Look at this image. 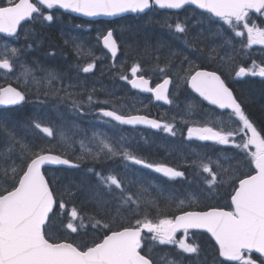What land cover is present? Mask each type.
<instances>
[{
	"label": "snow or ice",
	"instance_id": "obj_1",
	"mask_svg": "<svg viewBox=\"0 0 264 264\" xmlns=\"http://www.w3.org/2000/svg\"><path fill=\"white\" fill-rule=\"evenodd\" d=\"M186 6L203 10L210 14L209 19L218 18L234 33V37L229 36L223 28L215 33L222 37V43L211 48L207 56L208 60H219L223 70H204L192 61H188L186 68L180 64L173 69L175 53H170L162 66L157 49L151 70L160 74L162 82L152 86L151 78L143 74L139 61L131 68V79L123 73L119 78L131 84L133 89L152 93L156 101L168 105L176 104L179 87L186 84L209 105L230 110L226 114L230 120L234 118L235 128L226 129L222 119L213 116L211 111L202 113L200 120L190 119L200 114L198 105L193 103L185 107L187 118L181 116V123L189 125V141H211L217 145L231 143L239 150L232 156L220 154L213 157L195 153L190 161H184L186 166L208 174L203 183L209 189L225 183L233 184L230 210L216 207L200 210L194 207L200 203L196 194L189 193L180 199L171 193L165 194L157 185L136 176L130 165L151 169L170 180L186 179L185 172L177 166L150 161L138 155L124 137L113 139L106 134L93 133L91 138L85 134V138L76 141L64 129L42 117L30 118L25 131L38 130L47 138L55 136L63 145L56 152L50 144L37 145L26 136H18L14 128L8 127L7 119L0 117V129L7 135L6 145L0 149V264H161V261L183 264V256L166 259L154 249L157 245H174L179 253L191 254L198 260L201 246L195 240L189 241L190 230L209 233L218 245L219 256L230 264H264V133L257 130L224 78L226 75L264 77V65L255 62L250 68L229 70L237 57L247 55L246 49L251 50L254 45L264 46V0H5L0 3V34L16 37L24 22L37 19L53 21L54 13H46V10L63 9L85 17H118L126 13H145L154 8L181 10ZM257 20L261 21L260 24ZM164 23L170 29L174 27V31L186 39V24L179 21L174 26L167 21ZM235 38L242 39L234 43ZM99 39L114 61L120 44L113 31L108 30ZM221 48L228 50L222 54ZM75 50L78 56L84 53L95 57L91 49L85 51L80 45H75ZM23 56V49L5 45L4 54L0 56V70L12 73L14 67L18 68L15 75L18 87L11 84L0 87V106H21L33 91L38 99L43 95L45 100L41 103L54 96L70 101L78 112L85 103L89 106L93 103L95 87L87 94L86 101L80 99V93L71 90L76 85L64 84L62 72L36 62L29 63ZM184 59L188 58L185 56ZM95 67L93 59L80 70L90 73ZM174 79V95L170 97L169 86L173 85ZM100 117L110 118L106 121L109 123L147 125L171 136L177 135L175 116L171 121L162 122L149 119L147 115L102 109ZM237 136L240 137L239 142ZM76 144L79 145V154H75ZM69 150L73 153L71 158ZM87 159H91L94 165L108 161H119L120 164L101 171L94 166L89 167L85 175L90 174L94 182H73L75 190L63 186L64 192L72 197L83 192L86 202L95 208V213L87 217L75 206L65 213L67 205L63 197L55 195L54 185L58 178L49 177L45 166L63 165L79 169L80 162ZM221 160L226 163H221ZM245 167L247 172H244ZM171 207L178 211L172 216L163 214ZM152 211L157 213L155 217L151 216ZM61 215L70 216L66 228L72 233L87 229L86 220L93 228L102 227L107 231L102 239L91 244L64 236L58 238L63 226V221L57 223ZM97 215L108 219H98ZM129 215L134 218V223H120L119 227H113ZM178 233L182 238L177 237ZM145 241L151 243L145 244ZM254 253L259 257L253 258Z\"/></svg>",
	"mask_w": 264,
	"mask_h": 264
},
{
	"label": "trees",
	"instance_id": "obj_2",
	"mask_svg": "<svg viewBox=\"0 0 264 264\" xmlns=\"http://www.w3.org/2000/svg\"><path fill=\"white\" fill-rule=\"evenodd\" d=\"M189 14H194L195 16H203L207 20L215 21L210 16L199 13L194 9H187L181 14H171L167 12H159L154 10L150 13L138 16H130L119 19L114 22H97L94 24H86L81 20L78 21L79 26L75 25L78 30L75 31L73 35L71 30H68V24L66 21L62 23L55 24H43L42 26H36L35 31L37 32L41 43L36 45V50L32 53L34 61L38 64L41 63L44 67L55 68L64 74V84L72 83L76 85L74 92L80 93L82 91H91V88H99L102 85L101 82L105 81L111 88L115 87L117 82L123 83L127 88L128 84L121 82L119 75L121 73L125 75H130L132 66L139 61L143 69V74L151 77L153 80H159L160 74L151 70L155 63L154 56L156 50H159L160 64L163 66L166 59L169 57L170 53H175L172 58V68H177L178 65L183 64L187 67L188 61H192L195 65H198L201 69L206 70H216L222 71L223 67L219 60L212 61L208 60L207 56L213 45H218L217 40H209L205 42V46L199 40L198 28L196 31L192 28L191 18ZM185 16V17H184ZM165 21L170 24H175L179 21L184 24L189 25L188 35L185 38H181L182 34H178L172 29L165 26ZM85 24V25H84ZM109 29L115 32L116 38L120 44L121 53L119 59L114 60L108 57L107 53L104 52L101 46V40L99 39L103 34H105ZM70 33V34H69ZM69 34V35H68ZM198 36H197V35ZM234 37V33H233ZM67 41V43H66ZM77 41V42H76ZM29 41L19 44V48H25ZM75 45H80L85 51L91 49L95 54L94 61H96V71L95 73H84L80 69L83 67V63L91 62L93 58L84 53L79 55V60H77ZM195 45V47H192ZM162 46V47H161ZM227 49L221 48L220 52L223 54ZM247 55H242L237 57L235 63L232 65L231 70H238L239 67L248 68L251 65L252 55L247 51ZM25 52V50H24ZM28 55H30L28 53ZM188 59L185 60L184 57ZM46 58V66L42 60ZM100 58V59H99ZM115 65V66H113ZM225 81L228 85L235 91L238 100L244 107V110L248 117L253 121L254 125L257 127L258 131L264 133V81L260 78L251 79L249 76L239 79L235 76H225ZM97 82H94V81ZM95 83V85H94ZM128 91L129 88H128ZM185 96H187V85L185 86ZM115 100V104H121L124 100ZM148 100L147 98H144ZM41 100H45L43 96L37 98L36 94L29 96V99L21 107L4 110L0 112V117L7 119L8 127L10 129L14 128L18 136H26V138L37 145H47L50 144L56 152H59L62 147L61 144L57 142L56 137L47 138L43 133L36 132H26L25 125L33 116H40L46 121L50 122L56 127H60L64 130L70 127L73 121H75L74 114L79 113L73 109L71 102L67 100H60L58 97L49 96L46 98L45 103H41ZM115 105L112 106L114 108ZM100 109L101 107H97ZM105 108V107H104ZM107 108V107H106ZM118 108V106H117ZM95 110V108H94ZM81 114V113H80ZM82 115V114H81ZM135 135V133H134ZM149 145V157L150 161L164 162L168 165L177 166L180 161L191 160L188 158V154L184 149L178 148L177 138H173L170 135H158L152 134L148 136ZM7 142V135L4 130L0 129V149H3ZM156 143L158 146L156 147ZM199 148L198 146H196ZM154 152V155L151 153ZM71 158V157H70ZM81 166L79 169L74 168H55L48 169L47 175L49 177L56 176L57 182L54 187L56 189L55 195L57 198L63 197L67 207L65 213H67L71 207L75 206L79 211L87 217L95 213V208L92 204L86 202L83 192H78L76 196L72 197L64 192L65 185L73 187L74 184H80L82 180H88L89 182H94V178L90 174L85 175L86 170L89 167H95L97 171L109 170L116 168L120 162L119 161H108L103 164H93L91 159L81 161ZM138 171H133L136 176H139L144 181L150 182L152 176L142 169L137 168ZM248 169L245 167L244 172ZM149 175V176H148ZM135 179V177H133ZM159 188L165 191V194L171 193L172 195L179 197L180 199L185 198L188 193L194 192L199 200V205L194 207L207 210L209 208H228L229 200L233 192V184L225 183L217 187V194L222 197L215 200L210 198L211 190L201 191L198 189H193L190 183L185 180L170 181L164 176H158ZM74 182V184H73ZM155 194V192L153 193ZM177 208L171 207L163 214L172 216L177 212ZM157 213L155 211L151 212V216L155 217ZM97 218L108 219L107 216L101 217L97 215ZM70 216L61 215L57 223L63 221V226L60 232L57 234L58 238L61 236L67 237L72 240L85 242L91 244L94 241H99L103 238V235L107 231L102 227L93 228L90 223L85 221L88 225L87 229H79L77 233H72L70 229L66 228V224L69 222ZM74 223H79L75 221ZM120 223L128 224L134 223V218L128 216L127 219L122 220L118 223L113 224V227H119ZM144 235H150L145 233ZM178 238H182V234L177 235ZM195 240L201 246V254L197 260L191 254H181L175 248L174 245H157L154 251L161 256H165L166 259H180L183 256V264H222V260L219 258L218 250L213 244L212 240L204 233L190 232L189 241ZM151 243L150 241H145V244ZM170 253L171 255H166ZM161 264H165L161 261ZM223 264H227L223 262Z\"/></svg>",
	"mask_w": 264,
	"mask_h": 264
},
{
	"label": "rangeland",
	"instance_id": "obj_3",
	"mask_svg": "<svg viewBox=\"0 0 264 264\" xmlns=\"http://www.w3.org/2000/svg\"><path fill=\"white\" fill-rule=\"evenodd\" d=\"M188 18H191V20H192L191 21V24L193 25L192 28H194L195 31H196V28H198L199 36L197 34L196 35L199 37L200 42L204 46H205L204 43L208 42L209 40H212V41L217 40L219 44L222 43V37L215 34L218 31H220L221 28L226 30L227 35L233 36V33L231 32L230 29H228V26L223 25V23L211 22L210 20H207L203 16H199V15L195 16L194 14H189V17H187V19ZM187 28L189 29V25H187ZM239 39H242V38H239ZM235 40H236V38H235ZM213 42H215V41H213ZM215 43H217V42H215ZM5 45H7V47L10 48L7 43H1L0 44V53L1 54H4ZM215 46H217V45H215ZM215 46L213 45V47H215ZM15 47H16V45H15ZM253 47L256 49H260V48H258L259 45H254ZM262 58L264 59V57H262ZM28 59H29V57H28ZM87 63L88 62H86L84 64V66H86ZM95 64H96V61H95ZM96 66H97V64H96ZM173 69H175V68H173ZM95 71H96V67L92 71V73H95ZM17 72H18V68L16 70V74H17ZM15 75L9 76L7 74L1 73L0 74V85L4 84L7 81H13V82H15V84H17V81L15 79ZM138 75H139V73H138ZM258 77H260V76H258ZM119 81L124 82V80H119ZM94 82H97V81L95 80ZM101 83H102V85H100L98 89L95 87L96 91L94 93H92V95L94 96L93 103L90 106L87 103H85L83 108L80 110L81 114L85 113L87 111V109L92 108V111L95 113L97 112V115L99 116L98 112L101 109H103L104 107H112L113 105H115L114 108H117V106H120L121 104H115V100L123 99L125 97H127L129 99V101H127L126 104H123L121 106L123 111H125V112H128V111L138 112V111H145L147 109L144 105L146 103H148V101L141 96L131 94L128 91V88H126L123 83L120 84L119 82H117L116 86L112 87V88L105 81H103ZM94 85H95V83H94ZM182 85L183 84L180 85L179 89L181 88ZM34 93L35 92L33 91V92L29 93V95L31 96ZM87 94H88V91H82L79 98L84 99L86 101ZM41 96H43V95H41ZM97 101H99V102H97ZM104 101H108V102L104 103ZM149 103H151V102H149ZM98 106L101 108L98 109L97 108ZM94 108H95V110H94ZM160 110H161V108H160ZM160 112L162 113V116L164 118L167 117L166 118L167 121H171V115H170L169 111H165V113H164V111L161 110ZM80 113L74 114V116L76 117L75 118L76 121H73L71 124L73 126V128L70 129V127H69L65 130L70 136H73L74 140H76V141L85 138V134H86L87 138H91L93 133L106 134L108 137H112L113 139L119 138V137H124L125 141L128 143V145L134 144L135 141L146 140V137L144 135H140V134L133 135V134H128V133H123V132L117 130L114 125L110 124L109 122L103 121V120L96 121V122L91 121L90 123H87L86 121H84L85 118L82 117L80 115ZM175 116L178 119H181V116L186 117V115H183L180 112L178 114H175ZM213 116H219L222 119L223 124H225V122H227V121H232V119L230 120L228 116H223V115L220 116V115H214V114H213ZM99 118H101V117H99ZM61 147L63 148V145H61ZM75 154H79V145L78 144L75 145ZM72 156H73V153L71 150H69V157H72ZM179 163L183 164V166L186 167V165L184 164V160L180 161ZM133 166L134 165H130V167H133ZM190 171L192 174H195V172H196V170H191V169H190ZM192 193H194V192H192Z\"/></svg>",
	"mask_w": 264,
	"mask_h": 264
},
{
	"label": "flooded vegetation",
	"instance_id": "obj_4",
	"mask_svg": "<svg viewBox=\"0 0 264 264\" xmlns=\"http://www.w3.org/2000/svg\"><path fill=\"white\" fill-rule=\"evenodd\" d=\"M54 15H55V13H54ZM60 15H62V20L61 21H66L67 23H68V30H71V31H74V28H76L75 27V25H77L78 24V21H79V19H77V18H71V16H69V17H67V16H65V15H63V14H60ZM262 19H264V18H262ZM257 22V24H260V20H257L256 21ZM55 23H58V22H55ZM54 23V24H55ZM28 26V25H27ZM77 26H79V24L77 25ZM31 29V27L29 26V30ZM30 36H31V41H29V45H30V47H29V49H28V52L30 53V56H32L33 54V52L36 50V45L38 44H40L41 43V41H40V38H39V36H38V34H37V32L36 31H34L33 29L30 31ZM1 43H7L8 44V46L11 48V47H15V43H16V41H15V39H10V40H5V39H2V38H0V44ZM258 48H260V49H256V48H252L251 50H248V52L252 55V61H251V65H252V63L253 62H255V63H257V64H262V65H264L263 63H264V59L262 58V57H264V46H259ZM262 49V50H261ZM3 54H1L0 53V56H2ZM43 61H44V63H45V66H46V58H44L43 57V59H42ZM30 61H33L32 59H30ZM263 62V63H262ZM42 63V62H41ZM42 65V64H41ZM43 66V65H42ZM1 73H3V74H7V75H9V76H14L15 74H16V67H14V69H13V72L12 73H8V72H6V71H4V70H0V74ZM250 78L251 79H256V78H260L261 80H263L264 81V77H258V76H250ZM160 82V81H159ZM9 84H11V85H15V86H17V84H15V82H13V81H7V82H5L4 84H2V85H0V87H4V86H7V85H9ZM155 82L153 81V86H155ZM174 88V87H173ZM173 88H172V91H171V97L174 95V93H173ZM187 96H185V93H186V91L184 90H181V92H178V95H176L175 96V99H176V105L177 106H180V107H182L183 106V108L185 109V107H186V105L187 104H189V103H193V104H196V105H198V112L200 113V114H198V115H194V116H192V117H190V119H192V120H200L201 119V114L202 113H204V112H206V110L207 109H210L208 106H206V105H204L203 103H201V102H199V101H197V99L190 93V91H189V89L187 88ZM184 96H185V98H184ZM179 99V100H178ZM181 100V101H180ZM16 107H11V108H7V109H0V112L1 111H4V110H12V109H15ZM146 110L145 111H141V112H136V113H133V114H143V115H147V116H149V117H151V118H158V119H160L161 120V118H162V121H165L166 122V120L162 117V113L160 112L161 110H160V108H159V106L157 105V104H155L154 102L153 103H151V104H147V106H146ZM202 113H201V112ZM170 112V115H172L173 114V112L172 111H169ZM126 114H130V113H126ZM187 118V117H186ZM180 122H181V119H178ZM88 121V123H90L91 121H94V120H92V119H88L87 120ZM179 121H176V123H178ZM234 121V118L232 119V121H227V122H225V124H224V127L227 129V128H235L236 127V124L233 122ZM182 124V123H181ZM189 125H185V124H182V125H180V129H177L176 131H178L179 132V135H178V137H183V138H185L186 140H188L187 139V127H188ZM137 132H139V134H144V133H149V131L147 132V130H141V129H138V130H136ZM182 133V134H181ZM155 134H160V135H166L167 133L166 132H164V131H162V130H160V131H158L157 133H155ZM238 139H239V136H237L236 137V140L238 141ZM193 141H195V140H193ZM201 145H203V146H211V145H213L214 143H212V142H202V141H198ZM148 146V145H147ZM145 147L144 146V144L143 143H140V148H141V151H144V150H149V149H147L148 147ZM158 146V144L156 143V147ZM186 152H188L189 154H191V155H194L195 153H206V152H202V151H199V150H197V149H192V150H189V151H186ZM152 155H154V152H152L151 153ZM206 154H208V153H206ZM190 161V160H189ZM144 169V168H143ZM155 176H154V179H155V181H158V177H157V173L156 172H154L153 173ZM185 174L189 177V179H190V182H191V184L192 185H199L200 184V181H199V179H201V176H200V172L197 170L196 172H195V174H192L191 173V171L190 170H187V171H185ZM211 197L213 198V199H215V200H217V199H219V198H221L222 196L220 195V194H215V195H211Z\"/></svg>",
	"mask_w": 264,
	"mask_h": 264
},
{
	"label": "water",
	"instance_id": "obj_5",
	"mask_svg": "<svg viewBox=\"0 0 264 264\" xmlns=\"http://www.w3.org/2000/svg\"><path fill=\"white\" fill-rule=\"evenodd\" d=\"M187 7H193V8H195V6H186L185 7V9L187 8ZM156 9H158L159 11H169V12H182L184 9H181V10H174V9H160V8H156ZM196 9V8H195ZM55 10H60V11H62V12H64V13H66V14H70V15H72V16H74V17H78V18H81V19H84V20H87V21H94V22H96V21H108V22H111V21H114V20H117V19H120V18H123V17H126V16H136L137 14L136 13H126V14H123V15H121V16H118V17H85V16H83L82 14H79V13H72V12H70V11H66V10H63V9H55ZM198 11H200V12H202V13H205L203 10H201V9H197ZM48 11H54V10H48ZM149 11V10H148ZM148 11H146V12H148ZM145 12V13H146ZM140 14H144V13H140ZM206 14H208V13H206ZM215 18V17H214ZM218 19V18H217ZM25 23V22H24ZM0 35H3V36H5V34H0ZM6 38H11V37H7V36H5ZM115 37V36H114ZM102 46H103V44H102ZM104 48V47H103ZM105 49V48H104ZM107 52H108V50L107 49H105ZM110 55H111V53L110 52H108ZM118 55H119V52L117 53V56L116 57H118ZM190 88V87H189ZM170 89H171V85L169 86V94H170ZM136 91H138V92H140V93H142V94H145V95H152L153 96V94L152 93H147V92H141V91H139L138 89H135ZM190 90H191V88H190ZM191 92H193L192 90H191ZM197 97H199L198 96V94L197 93H195V92H193ZM234 94V93H233ZM154 97V96H153ZM202 101H203V99L201 98V97H199ZM154 101L156 102V103H159V104H162V105H164V106H169L168 104H165L163 101H156L155 100V98H154ZM204 103H206L207 105H209L208 104V102L207 101H203ZM209 106H211V107H214V108H216L215 106H212V105H209ZM15 107V106H14ZM2 108H11V107H4V106H0V109H2ZM216 109H218V108H216ZM218 110H221V109H218ZM221 111H230V110H221ZM149 119H151V118H149ZM118 124V123H117ZM119 125V124H118ZM120 126H123V127H127V128H141V129H149V130H152V131H157V129H153V128H151V127H149V126H147V125H136V126H132V125H120ZM46 168H55V167H68V166H63V165H51V166H45ZM190 231H200V232H203V233H206V232H204L203 230H190ZM212 240H213V242L215 243V240H214V238H212L211 236H210V234L209 233H206ZM215 245L218 247V245L215 243ZM255 255H257V256H259V254L258 253H254ZM223 261H224V258L223 257H220ZM225 262H227V261H225ZM227 263H230V262H227Z\"/></svg>",
	"mask_w": 264,
	"mask_h": 264
}]
</instances>
